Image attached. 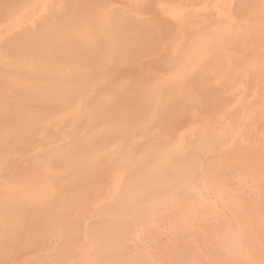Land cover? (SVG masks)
Here are the masks:
<instances>
[{"label":"bare ground","instance_id":"6f19581e","mask_svg":"<svg viewBox=\"0 0 264 264\" xmlns=\"http://www.w3.org/2000/svg\"><path fill=\"white\" fill-rule=\"evenodd\" d=\"M8 1L14 0H0V5L3 6V2ZM56 1L66 3L70 0ZM9 2L8 4L11 3ZM63 2L52 4L61 6ZM105 2L106 0H73L69 4L64 3L65 6H61H64L63 9L54 7L56 8L54 12L51 5H49L50 9L46 6L44 9L48 8L46 10L48 12L45 14L41 11L44 16H40V19L36 18L39 24L33 22L36 26L45 23L40 28L37 26L39 30L34 27L38 30L36 35L32 33L33 28L26 25L32 30L27 31L25 27H21V36H19L20 30V32L16 31V35L12 34L18 35L17 37L13 36L11 39L12 35L9 36L10 40H6L7 43L4 39L0 40L2 48L0 49L3 51L0 55V148L6 146L13 149L21 144L25 147H33L36 150L33 155L34 160L38 161L37 157L43 158L48 163L47 172L50 175L60 176L51 185L44 200L30 194L28 197H20L19 203L14 202V204L6 201L8 199H0V256L5 254L9 247L22 246L24 250L26 248L24 246L30 243L29 240L33 238L37 240V237L41 236L46 238L47 234L53 237L55 234L63 237L59 238L62 241L66 239L65 241L68 242L70 238L69 246L61 241L57 244L58 247L63 245L60 247L64 251V256L62 251H59L60 247L59 250L57 247V249L53 248L57 253L52 254L54 256L60 252L58 256L62 255L64 258L61 257L68 262L65 257L73 252L70 251V247H75L74 240L76 237L80 239V231L83 229V225L79 223L81 219L76 218L77 213L84 208L83 206L87 208L92 201L91 198L95 199V195H98L100 190L101 193L104 191L101 187L105 186V183L101 181L118 180L117 194L115 197L113 194L112 197L115 201L112 199L113 203L110 201L111 205H108L110 203L108 202L106 206L97 202L102 205L101 210L99 209L102 214L99 215L104 214V217L99 222H97L99 218L93 221L90 228L89 224L86 227L88 231L85 233H89L86 236L93 241L94 246L89 252L87 251L88 254L85 253L87 254L85 264H126L127 262L129 264L130 261L124 260V253L128 252L125 249L131 241V238L129 241L127 237L131 235L133 237V233L130 232L133 230L131 228L133 225L140 230L143 228L142 231L147 234L152 233L155 238L158 230L155 226L163 225L162 222L167 221L168 224L173 225L171 233L174 234V228L176 231L180 227L182 233L189 235L193 227L197 229L196 218H199V222L205 219L204 223L202 222L205 225L199 226L203 231L200 228L199 232L192 229L190 235L194 231L198 233L195 235L194 232L196 237L194 235L188 237H192L193 242L195 241L193 249L194 246L200 248L205 238L207 251L203 253L209 261L212 260L213 264L214 262L215 264H264V0H229L225 12L227 21L223 25L218 24L217 27H214L216 24L211 27L210 23L204 20L181 23L179 30H170L183 33V36L178 35V40L184 35L187 41L189 40L188 45L186 40L187 43L183 41L185 43L183 46L180 42V45L185 47L183 50L188 46L194 50L191 53L190 49L191 55H188L190 59L184 63L186 71L181 70L183 72L181 76L165 78V82L161 81L159 75L152 81L137 77L141 68H144L143 58L148 57V53L153 49L156 50V44L159 45L161 42L159 41L161 34L158 33L164 31L154 27L158 25L157 22L153 26L152 22L144 17L145 21L141 19L143 25L141 20L138 21L140 18L136 20L133 15L124 11L121 13L122 7L116 9L117 11L113 8L115 14L110 12L111 9L106 12ZM113 3H116L115 0ZM102 9L105 11L103 12ZM53 13L56 14L52 16ZM49 14L54 20L48 19L47 22L48 20L41 19L50 18ZM194 26L199 28H192ZM29 32L34 35L31 36ZM180 45L177 46L179 49ZM178 52L175 57H179L180 62L183 63L186 50L183 53L180 51V54ZM155 53L153 51V54ZM168 54L161 56L162 61L165 57H170ZM168 58L165 59L166 62L169 61ZM146 63L147 60L144 64ZM93 69L96 75L98 72V76L90 75ZM83 70L92 72L87 74ZM121 70H129L135 76L122 75L121 78L128 77V79L121 82L120 88L99 89V85L107 84V87L112 83L117 84L116 80L111 81L114 77L106 76V79L104 77L106 73L108 75L109 72L112 74ZM74 71L79 72L80 75L75 76ZM107 82L110 84L108 85ZM232 96L237 97L238 100L235 99L236 102H233ZM190 115L198 120L200 126L198 129L195 128L196 131L193 130L196 135L194 142H183L172 148L173 144L171 149H167L156 139L160 136L155 134L157 127L162 130L168 125L172 127L173 123L182 121ZM47 119H50L47 121L49 123H46ZM186 121L184 120L185 123ZM192 127L193 125L190 128ZM179 141L183 140L179 139ZM40 144L46 148H41ZM29 155L31 156V153ZM10 157L11 155L8 156L9 159ZM31 165L33 163L29 166ZM59 170L65 175L59 173ZM230 175L234 179L231 182L243 183L239 186L237 182L238 186L236 183L230 186V179H227V176L231 178ZM246 178L252 183L248 184ZM245 182L247 184H244ZM242 184L247 186L246 188L255 186L253 188L256 191L261 187L263 193L259 190L261 193L260 196L258 194L257 200L256 197L254 198L255 194H249L254 193L255 189L252 191L249 187L245 188L250 189L246 197L243 194ZM208 187L211 192H218V195L214 193L216 197L222 196L223 199L227 194L228 201L232 196L233 204H229L231 201L221 202L224 203V209L228 207L226 208L230 215L228 218L225 217L227 214H222L223 212L219 215L221 211L216 210L209 200H205ZM226 187L228 189L232 187V190ZM255 193L257 195L258 192ZM233 194L236 196L234 197ZM250 195H253L251 197L255 201L250 199ZM95 203L93 205L97 208ZM225 203L230 206L225 207ZM8 208L10 213L6 216L3 211ZM89 213L91 214L88 212V215ZM78 214L82 218V213ZM202 215L210 219L207 220L206 217L202 219ZM193 218L196 219L195 222L192 221ZM189 221L194 222L193 227L191 222L189 223L191 227L187 226ZM169 229L171 230L170 225ZM181 231H178L179 236ZM157 233L159 235V232ZM81 236H84L82 232ZM28 241L29 243H26ZM189 243L182 246L184 250L180 248L177 250H182L183 253L192 251H186L189 249L187 247ZM174 248H169L167 251L165 249L163 252L160 250V254L164 253L161 264L205 263L204 259L202 260L203 256H199L201 255L199 250H196L198 254H195L201 258V261L198 257L196 261L194 260L196 257L193 253L196 251L191 252L190 256L195 257H192V261L188 260L190 252L188 257L186 254H180L182 259L177 256L179 251H175ZM170 250L174 251V255ZM9 252L2 258H6ZM208 253H213V256L211 254L208 256ZM57 255L54 260L49 256L52 259L51 262L49 261L50 264H55L56 260L62 261ZM14 257L16 258L15 255ZM177 257L181 258V261ZM141 260L143 261L142 258ZM209 261L206 260V263L209 264Z\"/></svg>","mask_w":264,"mask_h":264},{"label":"rangeland","instance_id":"374dc122","mask_svg":"<svg viewBox=\"0 0 264 264\" xmlns=\"http://www.w3.org/2000/svg\"><path fill=\"white\" fill-rule=\"evenodd\" d=\"M73 0H70L69 2H67L66 1V3L65 2H63V1H59L60 3L61 2H63V4L62 5H64V3L65 4H69L70 2H72ZM103 1V0H102ZM105 1V0H104ZM110 1L111 0H106V4L104 5V6H107L105 9H106V12L107 11H110V9H111V11L110 12H112L113 14H115L116 13V11L118 10V9H120L121 7V13L124 11V13H128L129 15H133V16H135L136 17V20H137V18H140V19H138V21L139 20H143V18L145 17V19L147 20V21H149L150 20V23L152 22V25L154 26L155 25V22H157L158 23V25L156 26H154V27H156V28H159V30H163L164 32H160V33H158L159 35L161 34V36H159L160 37V39H159V41H161L160 42V44L158 45V43L156 44V50L155 49H153V51H154V53L155 54H153V51H151L152 52V54H151V52L150 53H148V57H146V58H143L144 60H143V66H144V68L142 67L141 68V71L139 72V74L137 75V77L138 78H142V77H144V78H148V79H150L151 81L152 80H155V79H157L158 78V75H159V78H161V81L162 82H165L166 81V79H167V77L168 78H172V77H177V75H182L183 74V72L184 71H186L185 69H184V63L186 62V60H189L190 59V55H191V53L193 52V50H194V48H192V47H190V46H188V48H186V49H184V50H186V53L184 54L185 55V59L183 60V63L182 62H180V60H179V57H175L176 55H177V52L180 54L181 52L183 53L184 52V50H183V48H185V47H182L183 46V44H185L183 41H187V37L184 35V37L182 38V39H184V40H178L179 39V36L178 35H182L183 36V33H176L177 31H170V30H172V29H176V30H179L181 27H179V26H182L181 25V23L183 24V23H187V22H189V21H193V23H195V22H198V21H204V20H206V21H204V22H207L208 21V23H210V26L211 27H213L215 24V26L214 27H217L218 26V24L219 25H223L224 24V22H226L227 21V19H226V16H225V12H227V6L229 5V0H115V2L117 3L118 1H119V3H113L114 2V0H112L111 1V3H110ZM129 1V2H128ZM134 1V2H133ZM9 2V1H8ZM8 2H3L4 4H5V6H4V4H3V6H1L0 5V8H1V12L2 11H4V12H2V13H0V35L2 36V37H0V40H2V39H4L5 41L7 40L8 41V39H9V36H11L13 33L16 35L17 34V32L16 31H19L20 32V30H21V27H25V30H27V31H30V30H32V29H30L29 30V28H33V32L32 33H35V35H36V32L39 30V28L42 26V25H44L45 23L44 22H46L48 19H50L51 21H52V19L54 20V17L51 19V17L52 16H54L56 13H53V15L51 16V14H49L50 15V18H48V17H45V18H41V19H45L46 21H44L43 23L44 24H42L41 26H39V25H37L39 28H37V26L36 25H34L35 23H37V21H36V18L38 19L40 16L41 17H43L44 15L42 14L43 12L46 14L47 12H46V10H48V8L50 9V7H49V5H51V8L52 9H54V7H61L60 6V4H59V6H57L58 4H56L55 6H53V2H57V3H59L58 1H56V0H23V1H20V0H14V1H10L9 3L10 4H8ZM110 3V4H109ZM228 3V4H227ZM7 4V5H6ZM47 4V5H46ZM104 4V3H103ZM102 4V5H103ZM108 4V5H107ZM225 4H227L226 6H225V8H226V11H225V8H224V5ZM40 5V6H39ZM109 5H110V7H109ZM38 7V8H36V7ZM46 6L48 7L47 9H44V8H46ZM65 6V5H64ZM63 6V7H64ZM117 6H120V7H117ZM15 7V8H14ZM63 7H61L62 9H63ZM109 7V8H108ZM117 7V8H116ZM2 8L4 9V10H2ZM7 8V9H6ZM40 8V9H39ZM56 8L53 10V12L56 10ZM113 8H115V10L116 11H113L114 9ZM124 8H125V10H124ZM6 9V10H5ZM36 9V10H35ZM38 9V10H37ZM44 9V10H43ZM62 9H60V12H61V10ZM105 9H102V11L104 12L105 11ZM109 9V10H108ZM123 9V10H122ZM41 11H42V13H41ZM51 11V10H50ZM120 11V10H119ZM52 12V11H51ZM51 12H49V13H51ZM58 9H57V14H58ZM115 12V13H114ZM39 13L41 14V15H39ZM117 14H119V12H117ZM219 14H220V16H219ZM46 16H48V15H46ZM196 16V17H195ZM224 16V17H223ZM142 17V18H141ZM47 18V19H46ZM131 18H133L134 19V21H136L135 20V18L134 17H131ZM185 18V19H184ZM40 19V18H39ZM142 20H141V24H143L142 23ZM185 20V21H184ZM36 21V22H35ZM137 21V22H138ZM143 21H145V20H143ZM33 22H35V23H33ZM39 22V21H38ZM47 22H49V20L47 21ZM140 22V21H139ZM159 22H161V23H159ZM180 22V23H179ZM16 23V24H15ZM40 23H41V21H40ZM147 23V22H146ZM149 23V22H148ZM165 25H164V24ZM179 23V24H178ZM37 24H39V23H37ZM140 24V23H139ZM140 24V25H141ZM214 24V25H213ZM23 25V26H22ZM29 27V28H27V26ZM33 25V26H32ZM144 25V24H143ZM169 26V27H168ZM1 27H3V28H1ZM17 27H18V29H17ZM34 27H36L35 29H34ZM149 27H151V26H149ZM168 27V28H167ZM196 27H198L199 28V26H194V27H192V28H196ZM20 28V29H19ZM17 29V30H16ZM24 29V28H23ZM15 30V31H14ZM34 30H36V31H34ZM3 31H4V33H3ZM7 32V33H6ZM23 32H24V30H23ZM31 32H29V34H31ZM8 33H9V35H8ZM11 33V34H10ZM25 33H27V32H25ZM24 33V34H25ZM20 35L19 36H21L22 35V30H21V32L19 33ZM164 36H163V35ZM4 35V36H3ZM6 35H8V36H6ZM15 35H12V37H10L11 39L13 38V36H15ZM34 34H31V36H33ZM18 36V35H17ZM17 36H15V37H17ZM173 39V40H172ZM3 40V41H4ZM10 40V39H9ZM3 41H1V42H3ZM7 41L5 42V43H7ZM185 41V42H186ZM178 42V43H177ZM180 42H181V45H180ZM188 42V43H187ZM186 43H187V45L190 43L189 42V40L187 41ZM2 44V46H3V43H1ZM169 44H171V45H169ZM178 45H180L181 47H180V49L177 47ZM187 45H184V46H187ZM1 46V45H0ZM178 49H177V48ZM1 48V47H0ZM182 48V49H181ZM2 49V48H1ZM0 49V55H1V53L3 52L2 50ZM188 49V50H187ZM192 51H191V50ZM183 50V51H182ZM164 51V52H163ZM177 51V52H176ZM181 51V52H180ZM190 51H191V53H190ZM161 52H163V53H161ZM166 52V53H165ZM169 53V54H168ZM189 53V54H188ZM168 54V56H170L169 58L168 57H165L164 58V61H165V59L166 58H168V60L170 61L171 60V58H172V60L170 61V66L168 65V62H164V61H162L163 59V57H161V56H165V55H167ZM228 54V53H227ZM189 55V56H188ZM225 55H226V52H225ZM180 56V55H179ZM154 57V58H153ZM161 57V58H160ZM187 57V58H186ZM150 58H153V59H150ZM149 59L151 60V61H149ZM161 59V60H160ZM177 59V60H176ZM146 60H147V63L146 64H144L145 62H146ZM174 60H176V62L174 61ZM173 64H172V63ZM164 63H167V65L166 64H164ZM199 65V64H198ZM197 65V66H198ZM169 66V67H168ZM167 67V68H166ZM164 68H166V69H164ZM90 69V68H89ZM88 69V70H89ZM151 69V70H150ZM183 69H184V71H183ZM76 70V69H75ZM92 70V69H91ZM94 70V69H93ZM142 70H146V72L144 73V71L142 72ZM147 70H148V72H147ZM163 70H165V71H163ZM183 72H182V71ZM83 71H86V70H83ZM95 71V70H94ZM92 72V71H90V72H92V73H90V72H87V74H89L90 73V75H92V74H94L95 76H98V72H97V75L95 74L96 73V71L95 72ZM75 72L76 71H74V74H75ZM152 72V73H151ZM163 72V73H162ZM179 72H181L180 74H178ZM85 73V72H84ZM157 73H159V74H157ZM174 73H175V75H174ZM193 73V72H192ZM192 73L190 74V75H192ZM113 74V75H112ZM112 74H110V72H109V74L107 75V73H106V75H105V73H104V75H105V79H106V76H112V77H114V78H112V80L111 81H114V80H116V83L118 84H113L112 83V85H110V86H107L106 87V85H104V86H100L99 85V89H101V90H110V88L109 87H111V89L113 90V89H115V88H120L121 86V82H124V81H126L127 79H128V77H123V78H121L122 77V75H128V74H130V75H133V76H135V74H133L132 72H130L129 70H127V71H124V70H121L120 72H118V73H112ZM154 74H157V75H154ZM162 76H161V75ZM169 74L171 75V76H169ZM188 75H189V72L187 73ZM77 75H80V73L79 72H76V74H75V76H77ZM94 75H92V76H94ZM140 75V76H139ZM187 75V76H188ZM162 77H164V79L162 78ZM166 78V79H165ZM123 80V81H122ZM106 81H108V79L106 80ZM109 81H110V78H109ZM110 81V82H111ZM110 82L108 83V85L110 84ZM60 83H62V84H64V82H60ZM66 83V82H65ZM115 83V82H114ZM66 85H68V84H66ZM115 85V86H114ZM117 85V86H116ZM114 86V87H113ZM80 87H81V85H80ZM232 97H234L232 100H233V102H236V100H238V98L237 97H235V96H232ZM236 99V100H235ZM235 104V103H234ZM189 117V116H188ZM188 117H185L182 121H179V122H176V123H173L172 124V127H170L169 125L167 126V127H164L163 128V130H162V128H159V127H157L156 129H155V134H159L160 136H162V137H160V136H158V137H156V139L158 140V141H160L162 144H163V146L164 147H166L167 149H171V145H173V147L172 148H174L175 146H177V145H180V144H182L183 142H185V143H191V142H194L195 141V139H196V135H195V132L194 131H196L200 126L198 125V120L197 119H194L195 117H193V116H191L190 115V117L188 118ZM186 118H188V120L186 119ZM189 119H192V120H189ZM50 119H47L46 120V123H49V122H47V121H49ZM184 120L187 122V123H185L184 122ZM178 123V124H177ZM180 123V124H179ZM195 123H197V125L195 124ZM186 124V126H182V125H185ZM193 125V127L192 128H190L191 126ZM180 126V127H179ZM199 126V127H198ZM50 127V126H49ZM180 128V129H179ZM195 128H197V129H195ZM169 129V130H168ZM191 129V130H190ZM195 129V130H194ZM51 130V129H50ZM194 130V131H193ZM167 131V132H166ZM191 131V132H190ZM165 133H166V135H165ZM169 135V136H168ZM160 137V138H159ZM165 137V138H164ZM167 137H169V138H167ZM174 137V138H173ZM178 137V138H177ZM42 138H43V136L41 137V141H42ZM177 138V139H176ZM263 138H264V136H263ZM165 139V140H164ZM168 139V140H167ZM179 139H181V140H183V141H179ZM174 140V141H173ZM185 140V141H184ZM172 141V142H171ZM176 141V142H175ZM180 143H179V142ZM46 142H48V141H46ZM168 144H167V143ZM175 142V143H174ZM246 143V142H245ZM248 143V142H247ZM114 146H115V143H114ZM168 146V147H167ZM25 146H23V144H21L19 147L17 146V147H13V149L11 148V147H7L8 148V150H7V148H6V146L4 147V146H2V148L3 149H1L0 150V199H8V200H6V201H9V202H11L12 204H14V202H17V203H19V201H18V199L20 198V197H22V196H26V197H28V195L30 194V195H32V196H37V197H39L41 200H44L46 197H47V191L51 188V185L55 182V180H56V178H60V176H58V175H50V173H48L47 172V168H48V163L46 162V161H44V159L43 158H39V157H37L36 159H39L38 161H36V160H34L35 158H34V154H35V152H36V150L32 147H30V146H26V147H29V148H24ZM40 147L41 148H46L44 145H41L40 144ZM11 148V149H10ZM19 148H22L21 150L19 149ZM4 149H6L5 151H4ZM15 149H17L16 151H15ZM18 149H19V152H18ZM29 149V150H28ZM32 149H33V151H32ZM25 152H28L29 154L31 153V156L28 154V153H25ZM10 151V152H9ZM12 151V152H11ZM13 152H14V154H13ZM21 152V153H20ZM24 154H23V153ZM32 152H33V154H32ZM9 153V154H8ZM10 153H12V154H10ZM10 156L11 155V159H9L8 158V156ZM15 154H17V155H15ZM24 156H22V155ZM13 155H15L14 157H13ZM26 155H28V156H26ZM19 156V157H18ZM4 157V158H3ZM20 158V159H18V158ZM25 158V159H24ZM33 158V160H31ZM28 159V160H27ZM5 160H7V161H5ZM30 160V162H28ZM43 161V163H42V161ZM35 161V162H34ZM26 162V163H25ZM41 162V163H40ZM32 164L33 163V165H31V166H29L30 164ZM36 163V164H35ZM38 163V164H37ZM22 168V169H21ZM2 170V171H1ZM35 170V171H34ZM59 173H61L62 175H65L64 174V172H62L61 170H59ZM61 174H59V175H61ZM16 176V177H15ZM230 177L231 178H228V176H227V179H230V186H232V184L234 185L235 183H236V185H237V182H235V183H233V182H231V181H233L234 179H232L233 178V176L232 175H230ZM16 178V179H15ZM235 178V177H234ZM19 179V180H18ZM232 179V180H231ZM236 179V178H235ZM247 180H246V182L248 181V184H249V182H251L250 180H249V178H246ZM251 179V178H250ZM14 181V182H13ZM18 181V182H17ZM110 181H112V180H103V181H101V182H103V183H105V186H103V184L101 185V186H103V187H105V188H103V187H101L103 190V192L101 193V190L99 191V193H98V195L96 194L95 195V199H94V197H92L91 198V202H89V205H87L88 207L86 208V206H83L84 208H82V209H80V211L79 212H81L82 214L81 215H83L82 216V218H81V216H79L80 214H78L77 213V215H76V218H77V220H80V224H82L83 225V229H82V231H80V239H78V237H76V240H74V242L75 243H73V238L71 239L72 240V243L73 244H75L74 246V248L73 247H70L71 249H73V250H71L70 249V251H73V252H75V250H76V252H75V254L72 252V253H70V252H68V257L70 258H68L67 256L65 257V259L67 258L68 259V262H66L63 258V256L65 255L64 254V251H63V249L60 247V246H63V245H59V247L61 248V250H59V247H58V243L60 244L61 242L63 243V244H65V243H67V245L69 246V244H68V242L70 241V238H68L69 239V241L67 242V241H65L66 239H63L64 241H62L61 239L63 238V237H61V236H56L55 234V236L53 235V237L52 236H49V234H47V235H45L46 236V238L44 237V236H41V237H37V240L36 239H31V240H29L30 241V243H29V241L28 242H26V243H29L28 244V246H27V244L24 246V244H22L24 247H26V248H24V250H23V247L22 246H19V247H21L20 248V252H22V253H20L19 252V247H15V246H13V248L12 247H9L10 249L8 250V251H14V253H12L11 252V254H10V252H9V254H8V256H10V255H13V256H10V257H8L7 255H6V258L4 259V258H2L3 256H5V254H7L8 253V251H6V249L4 250V251H6L5 252V254H3L2 256H0L1 258H0V260L1 259H4L3 261H0V264H3L4 262V264H6V263H9L8 261H10V260H12V262L10 261V263L9 264H30V260H31V262L34 264V262L36 261V263L35 264H40V263H42V264H50L49 263V261L51 262V260L52 259H50V257L49 256H51V258H53V260H54V258H55V256L57 255V254H54V256L52 255L53 253H57V251L56 250H53V248L54 249H57V250H59L60 252L62 251V257H61V259H62V261H63V263L65 264H85L86 262H84L85 261V259H87V254H88V252L92 249V247L94 246V244H93V241H91L90 239H89V237H87L88 235H89V233H85V232H87L88 231V228H87V230H86V227H87V225H88V227L90 226V225H93V221H96V219H98V221L97 222H99L100 220H101V218H103L104 217V214H103V216L102 215H99V214H102V213H100L101 211V207H102V205L103 206H106L107 204H108V202H112L114 199L112 198L113 197V194H114V197H115V195L117 194V190H118V180H115V181H112V183H108V182H110ZM228 181V180H227ZM229 182V181H228ZM240 182V181H239ZM239 182H238V184H239ZM244 183V184H247V183ZM241 183H243V182H241ZM240 183V184H241ZM252 183V182H251ZM240 184H239V186H240ZM244 184H242L243 185V188H244V191H243V194H244V196H246V194H247V192L250 190H246V189H248V188H246L245 186H244ZM250 185H252V184H250ZM254 185V184H253ZM25 186V187H24ZM227 186H228V184H227ZM229 186V187H230ZM238 186V185H237ZM256 186H257V184H256ZM22 187H24V188H22ZM234 187V186H233ZM253 187H255V186H252V187H250L251 189H252V191H253V189H255V188H253ZM227 188V187H226ZM242 188V189H243ZM246 188V189H245ZM105 189H106V192H105ZM113 189V190H112ZM116 189V190H115ZM204 189H206V188H204ZM208 189H210L209 187L207 188V190ZM228 189V188H227ZM240 189V188H239ZM239 189H237V190H239ZM262 189H263V187H262ZM228 190H232V187H231V189H228ZM227 190V191H228ZM235 190H236V188H235ZM259 190H261V187L258 189V191H256V189L254 190V193H249V194H255L254 195V198L255 199H257L258 198V194H259V196H260V193H261V191H262V193H263V190H261L260 192H259ZM210 190H208V193H207V197H205V200H209L210 201V203L212 204H214V207H216L215 209L216 210H218V211H221L220 212V214L219 215H221V213L224 215V214H227L225 217L226 218H228V213L227 212H229L228 211V209H226V208H228V207H226L227 205H228V203H225V209L223 208V205H224V203L222 204L221 202H222V200H224V201H227V197H229V195L227 196V194L225 195V196H223V199H222V196L221 197H216L218 194V192L217 193H215L214 191L213 192H209ZM112 192V193H111ZM229 192V191H228ZM231 192H234V191H231ZM230 192V193H231ZM238 192V191H237ZM255 192H258L257 193V195H256V193ZM217 194V195H215V194ZM229 193V194H230ZM204 194H206V193H204ZM236 195H238L237 193H235ZM210 195V196H209ZM232 195V194H231ZM235 195V196H236ZM242 195V194H241ZM233 196H234V194H233ZM234 196V197H235ZM248 196V195H247ZM246 196V197H247ZM253 197V195H250V197ZM209 197V198H208ZM231 197V200H228L227 202H230L229 204H233V202H234V200H232V196H230ZM234 197H233V199H234ZM249 197V198H250ZM250 198V199H253V198ZM100 198H102V199H100ZM207 198V199H206ZM218 200H217V199ZM219 198H221V200H219ZM111 199V200H110ZM113 199V200H112ZM255 199H253L254 201H255ZM93 200H95L94 202H93ZM258 200V199H257ZM1 201V200H0ZM101 201H103L102 203H101ZM115 201V200H114ZM212 201V202H211ZM223 201V202H224ZM100 203V204H102L101 206H100V204H98L97 203V208H96V206L95 205H93L94 203ZM104 202H106L105 203V205L103 204ZM111 202L108 204V205H111ZM95 203V204H96ZM113 203V202H112ZM213 204H212V206H213ZM93 205V206H92ZM98 206H100L99 208H98ZM228 206H230V205H228ZM93 209H92V208ZM213 208V207H212ZM223 208V209H222ZM87 209H88V211H87ZM95 209V210H94ZM97 209L99 210V211H97ZM215 209H214V212H216L215 211ZM84 212H82V211ZM85 210V211H84ZM223 210V211H222ZM227 210V211H226ZM202 211H204V210H202ZM224 211H226V212H224ZM5 214L4 215H9V208L6 210V211H3ZM88 212H91V214H92V218H91V214L90 215H88ZM205 212V211H204ZM203 212V215L205 214ZM231 213V212H230ZM84 214L86 215L87 214V216H89V217H87V216H84ZM200 215L202 214V212H200L199 213ZM199 214H198V216H199ZM98 215V216H97ZM203 215H202V219H204V217H206V215L203 217ZM94 216V217H93ZM198 216H196V217H198ZM230 216V215H229ZM79 217V218H78ZM193 217H195V216H193ZM195 217V218H196ZM199 217H201V216H199ZM87 218V219H86ZM208 218V216L206 217V219ZM86 219V220H85ZM89 219H91L92 221H90ZM197 220H198V222L197 223H195V226H197V229H196V227H195V229L196 230H198V232L200 231V229L202 230L203 228H200V227H203L204 225H203V223H204V220L202 221V219H201V221L203 222H199V218H196ZM196 219H192V221H196ZM210 219V217L207 219V220H209ZM164 221V220H163ZM166 221V220H165ZM194 221V222H195ZM89 222H91V223H89ZM160 222V221H159ZM191 221H189L188 222V224L190 223ZM194 222H191L192 223V227L194 226ZM206 222V221H205ZM95 223V222H94ZM162 223H164L163 225H161L160 223H157V224H160V225H156L155 227L158 229H156L157 231H156V235H155V238L151 235V234H147L145 231H142V229L140 230L138 227L136 228V226H132L131 228L134 230H132V231H130L131 233H133V237H132V235L131 236H129V238L127 237V240H129L130 241V238H131V241L130 242H128V246H129V248H128V246H127V250L125 249V251L128 253H124L125 254V259L124 260H128V261H130L129 262V264L131 263V264H161L160 263V261L162 262V260H163V254H160L161 253V251L160 250H162V252H163V250H165L166 249V251H167V249H171V248H174V247H176V248H174L175 249V251H179V249L177 250V248H180V249H183V245H185L186 246V244L185 243H189V240L191 239V242L189 243V244H187V247L189 248V249H186V251H188V250H192V251H189L190 252V254H189V252L187 253V252H185L184 251V253H183V251L182 250H180L177 254V256H179L180 254H186L187 255V257H188V254H189V256L191 255V252H194V251H196V250H199V253L201 254V255H199L200 257L201 256H203V258H202V260L203 261H205V263L204 264H208V263H206V260L207 261H209L208 260V257L204 254L205 253V250L207 251V247L205 246V244L206 243H204V240H205V238L203 239V242L202 241H200V239H199V237H197L198 239H199V241L200 242H202L201 243V246H200V248L198 249L197 247H195L194 246V248L195 249H193V245H194V243H195V241L193 242V239H192V237H188L189 235H190V231L192 230V229H194V227L189 231V235H185V234H187V233H182L183 231H181L180 230V227L179 228H177V229H179V230H176L175 231V229L176 228H174V234H176V235H174L173 233H171V232H173V230H172V228H173V225L171 224V223H167V221L166 222H162ZM199 223V224H198ZM79 224V225H80ZM96 224V223H95ZM187 224V226L189 227H191V225L189 224L188 225ZM164 225H166V226H164ZM169 225H170V227H171V230L169 229ZM186 225V224H185ZM202 225V226H201ZM160 226V227H159ZM164 226V227H163ZM186 226V227H187ZM200 226V227H199ZM175 227V226H174ZM187 227V228H188ZM90 228V227H89ZM154 228V227H153ZM200 228V229H199ZM154 229V230H155ZM163 229V230H162ZM189 229V228H188ZM188 229H186L187 231L186 232H188ZM194 229V230H195ZM81 230V229H80ZM144 230V229H143ZM146 230V229H145ZM153 230V231H154ZM167 232H166V231ZM184 230H185V227H184ZM150 231V230H149ZM148 231V232H149ZM153 231H151V232H153ZM170 231V232H169ZM178 231H181V236H179L180 235V233H178ZM203 231V230H202ZM201 231V232H202ZM81 232H82V235H84V236H81ZM138 234H136V233ZM157 232H159V235H158V233ZM169 232V233H168ZM176 232V233H175ZM185 232V231H184ZM195 232V235H196V233H198V232H196V231H194ZM194 232H192L193 234H191L190 236H192V235H194ZM142 233V234H141ZM155 233V232H154ZM135 234V235H134ZM160 234H162V235H160ZM169 234V235H168ZM179 234V235H178ZM50 235H52L51 233H50ZM87 235V236H86ZM130 235V234H129ZM138 237H137V236ZM142 235V236H141ZM148 235V236H147ZM158 235V236H157ZM174 235V236H173ZM194 235V236H195ZM198 235V234H197ZM151 236H152V238H151ZM159 236H160V238H159ZM164 236V237H163ZM199 236H201L200 234H199ZM53 239H52V238ZM54 237L56 238V239H54ZM145 237V238H144ZM170 237H171V239H170ZM181 237V238H180ZM188 237V238H187ZM196 237V236H195ZM203 237H204V235H203ZM59 238H61V239H59ZM148 238H150V239H148ZM174 238V239H173ZM180 238V239H179ZM185 240H183V239ZM196 238V239H197ZM44 239H46V241L44 240ZM50 239V240H49ZM59 239V240H58ZM153 239H154V241H153ZM163 239V240H162ZM188 240V242H187V240ZM201 239H202V237H201ZM36 240V241H35ZM40 240H42V241H40ZM45 242H44V241ZM58 240V241H57ZM147 240V241H146ZM153 241V242H150V241ZM166 240H168V241H166ZM35 241V242H34ZM50 241V242H49ZM57 241V242H56ZM59 241H61V242H59ZM136 241V242H135ZM156 241V242H155ZM172 241V242H171ZM179 241H180V243H179ZM182 241V242H181ZM196 241H198V240H196ZM198 241V243H200ZM207 241V240H206ZM40 242H41V244H40ZM42 242H44V243H42ZM76 242H79V244L78 243H76ZM85 242H87V244L85 243ZM150 242V243H149ZM208 242V241H207ZM38 243V244H37ZM70 243V242H69ZM71 243V244H72ZM89 243V244H88ZM131 243V244H130ZM152 243V244H151ZM162 243H163V245H162ZM165 243V244H164ZM172 243V244H171ZM175 243H177V244H175ZM181 243H182V245H181ZM191 243H192V245H191ZM20 244V243H19ZM77 244V245H76ZM81 244H85L86 246L87 245H89V246H87V250H86V246H84V245H81ZM91 244V245H90ZM147 244V245H146ZM149 244V245H148ZM171 246H169V245ZM180 244V245H179ZM18 245V243L16 244V246ZM31 245H34V246H31ZM40 245V246H39ZM43 245V246H42ZM50 245H52V246H50ZM66 245V244H65ZM160 245V246H159ZM173 245V246H172ZM188 245H190V246H188ZM200 245V244H199ZM207 245V244H206ZM30 246V247H29ZM155 246H157L156 248H154ZM162 246V247H161ZM169 246V247H168ZM184 246V247H185ZM192 246V247H191ZM196 246H198L197 245V243H196ZM208 246H210L209 244H208ZM14 247H15V249H14ZM33 247L35 248V249H33ZM40 247V248H39ZM43 247V248H42ZM57 247V248H56ZM79 248V251H77L78 250V248ZM89 247V248H88ZM186 247V248H187ZM206 247V248H205ZM17 248V249H16ZM31 248H32V250H31ZM51 248H52V250H51ZM91 248V249H90ZM159 250H158V249ZM162 248V249H161ZM190 248H192V249H190ZM205 248V249H204ZM209 248V247H208ZM27 249V250H26ZM136 251H135V250ZM154 249V250H153ZM155 249H157V250H155ZM17 250V251H16ZM145 250H146V252H145ZM184 250V249H183ZM202 250V251H201ZM212 250V249H211ZM210 250V251H211ZM25 251L27 252V253H25ZM30 251V252H29ZM43 251H45V253H43ZM50 251H52V252H50ZM81 251L82 252H84V253H81ZM88 251V252H87ZM140 251V252H139ZM144 251V252H143ZM155 251V252H154ZM158 251V252H157ZM171 252H172V250H170ZM203 251H204V253H203ZM60 252H59V254L58 255H60ZM143 252V253H142ZM170 252V253H171ZM174 252V251H173ZM171 253V254H173L174 255V253ZM212 252V251H211ZM79 253V254H78ZM85 253H87V254H85ZM134 253V254H133ZM139 255H137V254ZM167 253V252H166ZM168 253H169V251H168ZM198 254L197 253V251L196 252H194L193 254ZM21 254V255H20ZM43 254H44V258H43ZM77 254H78V256H77ZM84 254V255H83ZM123 254V255H124ZM127 254V255H126ZM171 254H170V256H171ZM175 254H176V252H175ZM196 254H195V257H193V255H192V257L193 258H195L194 260L196 261V259H197V257H198V260H200L201 258L197 255L196 256ZM204 254V255H203ZM211 254V253H210ZM209 253H208V256L210 255ZM14 255L16 256V258L14 257ZM57 255V256H58ZM66 255H67V253H66ZM71 255V256H70ZM73 255V256H72ZM86 255V256H85ZM142 255H143V257H142ZM162 255V256H161ZM183 255V256H184ZM212 256H213V253L211 254ZM53 256V257H52ZM82 256V257H81ZM85 256V257H84ZM134 256V257H133ZM168 256V255H167ZM169 256V257H170ZM215 256V255H214ZM21 257V258H20ZM25 257V258H24ZM34 257H37V258H34ZM47 257H49V258H47ZM59 257V256H58ZM58 257H56L57 259H58ZM59 257V258H60ZM72 257H73V260H72ZM76 257L78 258V259H76ZM129 259H128V258ZM137 257H138V259H137ZM140 257V258H139ZM145 257V258H144ZM174 257V256H173ZM179 257H181V256H179ZM186 257V256H185ZM192 257L190 256L189 258H188V260L190 259V260H192ZM10 260H9V259ZM13 258V259H12ZM19 258V259H18ZM122 258L123 257H121V260H122ZM134 258H136V259H134ZM141 258L143 259V261L141 260ZM164 258H167V257H164ZM182 258V257H181ZM181 258H179L180 259V261H181ZM207 258V259H206ZM210 258V257H209ZM39 259H40V261H39ZM42 259H44V260H42ZM75 259H76V261H75ZM162 259V260H161ZM177 259H178V257H177ZM178 259V260H179ZM183 259V258H182ZM8 260V261H7ZM38 260V261H37ZM47 260V261H46ZM71 260V261H70ZM77 260H80V261H77ZM133 260V262H131ZM146 260V261H145ZM149 262H148V261ZM157 260H159V261H157ZM166 260V259H165ZM34 261V262H33ZM45 261L47 262V263H45ZM61 261V260H60ZM62 261L61 262H59V261H54L55 262V264H60V263H62ZM119 261H120V259H119ZM138 261V262H137ZM193 261V260H192ZM201 261V260H200ZM212 260H210L209 261V264H211L212 262H211ZM214 261H215V259H214ZM53 261H52V263H54ZM57 262H59V263H57ZM77 262V263H76ZM79 262V263H78ZM83 262V263H82ZM140 262V263H139ZM156 262V263H155ZM31 263V264H32ZM62 263V264H63ZM122 263V262H121ZM124 263V262H123ZM126 263V262H125ZM128 263V262H127ZM126 263V264H127ZM165 263V262H164ZM198 264H199V262H197ZM202 263V262H201ZM217 263V262H216ZM203 264V263H202ZM213 264V263H212ZM214 264H215V262H214Z\"/></svg>","mask_w":264,"mask_h":264},{"label":"crops","instance_id":"0c3cea01","mask_svg":"<svg viewBox=\"0 0 264 264\" xmlns=\"http://www.w3.org/2000/svg\"><path fill=\"white\" fill-rule=\"evenodd\" d=\"M20 1H23V0H20Z\"/></svg>","mask_w":264,"mask_h":264}]
</instances>
